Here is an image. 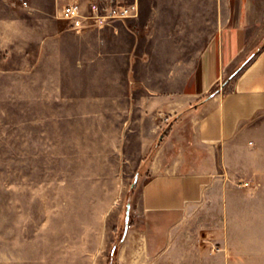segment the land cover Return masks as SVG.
<instances>
[{
    "label": "rangeland",
    "instance_id": "obj_1",
    "mask_svg": "<svg viewBox=\"0 0 264 264\" xmlns=\"http://www.w3.org/2000/svg\"><path fill=\"white\" fill-rule=\"evenodd\" d=\"M38 1L51 8V0ZM16 2L27 8L31 1ZM22 15L11 18L28 23V40L0 35V264H130L118 253L157 147L144 153L140 128L104 111L103 94L121 83L107 70L117 64L99 63L94 49L79 47L85 31L53 37L54 17ZM41 26L43 42L36 37ZM243 66L226 72L209 95ZM159 115L166 133L174 118ZM259 133L258 144L249 141L259 156L253 168L212 175L168 247L147 264H264Z\"/></svg>",
    "mask_w": 264,
    "mask_h": 264
},
{
    "label": "crops",
    "instance_id": "obj_2",
    "mask_svg": "<svg viewBox=\"0 0 264 264\" xmlns=\"http://www.w3.org/2000/svg\"><path fill=\"white\" fill-rule=\"evenodd\" d=\"M16 1L0 0L3 39H29L28 23L12 14L43 22L54 17L53 37H73L75 30L59 17L60 1L51 0V8ZM77 1L87 11L97 0ZM137 1L138 17L83 30L79 47L94 49L99 63L117 64L107 70L121 83L103 94L104 111L118 113L124 127L140 128L144 153L157 147L118 253L123 263L147 264L168 247L172 229L202 199L212 175L253 168L257 153L249 141L258 144L264 130V0ZM41 27L36 37L43 42ZM239 63L244 66L229 83L209 95ZM131 80L143 86H130ZM160 113L174 118L166 133Z\"/></svg>",
    "mask_w": 264,
    "mask_h": 264
},
{
    "label": "built area",
    "instance_id": "obj_3",
    "mask_svg": "<svg viewBox=\"0 0 264 264\" xmlns=\"http://www.w3.org/2000/svg\"><path fill=\"white\" fill-rule=\"evenodd\" d=\"M58 1L62 3L59 17L67 21L70 28L77 32L92 27L99 29L110 27L118 20L136 18L140 12L137 0L91 1L87 11H83L77 0ZM24 5H27L26 1H24Z\"/></svg>",
    "mask_w": 264,
    "mask_h": 264
},
{
    "label": "water",
    "instance_id": "obj_4",
    "mask_svg": "<svg viewBox=\"0 0 264 264\" xmlns=\"http://www.w3.org/2000/svg\"><path fill=\"white\" fill-rule=\"evenodd\" d=\"M128 216H129V208H128V210H127V219H128Z\"/></svg>",
    "mask_w": 264,
    "mask_h": 264
}]
</instances>
